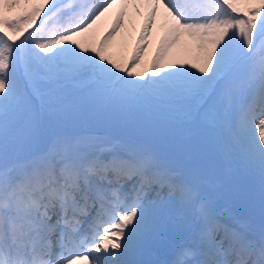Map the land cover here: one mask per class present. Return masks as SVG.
Masks as SVG:
<instances>
[{"label": "snow or ice", "instance_id": "snow-or-ice-1", "mask_svg": "<svg viewBox=\"0 0 264 264\" xmlns=\"http://www.w3.org/2000/svg\"><path fill=\"white\" fill-rule=\"evenodd\" d=\"M0 264H264V0H0Z\"/></svg>", "mask_w": 264, "mask_h": 264}, {"label": "rangeland", "instance_id": "rangeland-1", "mask_svg": "<svg viewBox=\"0 0 264 264\" xmlns=\"http://www.w3.org/2000/svg\"><path fill=\"white\" fill-rule=\"evenodd\" d=\"M11 9H12V11H9L8 9H6V12L9 15H12V14L15 15L17 12H24L27 10L26 8H16L14 5L11 7ZM130 13H131V17H133L135 15V13L133 11ZM136 19L141 20V19H143V17L137 16ZM125 20L127 22L126 25L128 26V28L134 22V20L129 19L127 17ZM102 24H103V20L99 21L97 23L96 28H95V32H96L98 37L100 35L99 32H100V27H102ZM135 25H137L136 22H135ZM133 26H131V27H133ZM159 26H157V29H156L157 34L160 33V27ZM136 31H133V32H136ZM156 33H154L153 37L151 38L152 42H151L150 47L147 50V55L145 56L146 62L148 60H150L151 57H153L155 55L156 51L153 52L152 48H153V46H155L157 48V38L155 37ZM137 38H138V36H133L128 31H125V24H124L122 26V28L119 30V32L117 33V35L115 36L114 40L112 41V46L110 48V51L113 54L114 58H116L117 60H120L124 57H130L133 50H134V46H135V42H136ZM195 56H196L195 51H191V50H184V51H179L176 53V58L181 60V61H192V60H194ZM84 128H85V130L94 132V133L99 134V135L104 134V129L100 126L95 125V124H91V123L86 122L84 124ZM164 243H165V241L161 245L164 246Z\"/></svg>", "mask_w": 264, "mask_h": 264}, {"label": "bare ground", "instance_id": "bare-ground-1", "mask_svg": "<svg viewBox=\"0 0 264 264\" xmlns=\"http://www.w3.org/2000/svg\"><path fill=\"white\" fill-rule=\"evenodd\" d=\"M9 11H12V9L11 8H9L8 9ZM130 12H132L133 10H129ZM13 13V12H12ZM13 15V14H12ZM111 16H112V18L114 17V12L111 14ZM137 18V16L136 15H134L133 17H131V19L132 20H134V22L131 24V26H133V27H129L128 28V26L126 25V20H125V31H128L131 35H133V36H139V32H140V30H141V27H142V25H143V19H141V20H139V19H136ZM102 20H103V24H102V27H100V35H102L104 32H106V31H109L110 29H111V24H112V19L111 18H102ZM135 22L137 23V25H135ZM161 23H163V21L162 20H160V21H158V24H157V26H159ZM38 24H39V21L37 22V26H38ZM33 27H35V26H33ZM137 30V31H136ZM133 31H136V32H133ZM27 33H25V35H26ZM98 37V36H97ZM155 37L157 38V33L155 34ZM152 50H153V52H155L156 51V47L155 46H153V48H152ZM165 237L162 235L161 236V238H160V240H159V242H158V247L162 250L163 249V246L161 245L164 241H165V239H164ZM164 239V240H163ZM154 257V258H153ZM150 258H153V259H163L164 257H163V255L162 254H160V253H157L156 255H153L152 257H150Z\"/></svg>", "mask_w": 264, "mask_h": 264}]
</instances>
